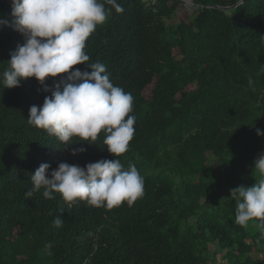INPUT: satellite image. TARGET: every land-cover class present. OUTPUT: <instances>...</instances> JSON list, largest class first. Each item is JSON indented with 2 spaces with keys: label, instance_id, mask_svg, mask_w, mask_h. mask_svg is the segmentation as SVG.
Wrapping results in <instances>:
<instances>
[{
  "label": "trees",
  "instance_id": "obj_1",
  "mask_svg": "<svg viewBox=\"0 0 264 264\" xmlns=\"http://www.w3.org/2000/svg\"><path fill=\"white\" fill-rule=\"evenodd\" d=\"M239 1L195 0L192 16L168 25L179 1L118 0L123 11L112 8L86 42L89 63L105 64L110 82L134 98V137L118 157L144 180L131 207L69 206L43 190L27 197L42 163L51 178L61 162L116 157L103 133L65 149L29 125L30 108L51 96L35 77L15 88L0 80V264H264V230L234 223L230 191L255 185L264 153L256 132L264 131V0ZM0 21L8 22L0 23L3 73L24 43L11 26L12 0H0ZM66 75L48 77L47 87Z\"/></svg>",
  "mask_w": 264,
  "mask_h": 264
},
{
  "label": "clouds",
  "instance_id": "obj_2",
  "mask_svg": "<svg viewBox=\"0 0 264 264\" xmlns=\"http://www.w3.org/2000/svg\"><path fill=\"white\" fill-rule=\"evenodd\" d=\"M112 8L123 11L118 0H12L11 26L24 36V43L0 73L3 86L15 88L21 80L35 77L51 96L45 97L42 107L30 108L29 125L54 136L65 149L82 141L96 143L103 133V145L116 157L85 167L61 162L51 171V178L50 165L42 163L30 175L32 188L27 197L43 190L45 199H54L53 193H59L69 206L86 202L111 210L124 203L131 207L143 195L144 180L135 164L125 169L118 158L128 151L134 137L136 118L130 115L134 98L110 82L105 64L89 63L85 52L89 37L106 21ZM78 64H86L91 73L78 68L73 71ZM61 74L67 75L55 90L48 88L47 78ZM256 132L264 137V131L257 128ZM84 151L74 149L72 154ZM253 174L255 185L230 190L236 202L234 223L246 228L250 221H259L258 227L264 230V153L254 161ZM53 223L61 227L63 221L58 217Z\"/></svg>",
  "mask_w": 264,
  "mask_h": 264
},
{
  "label": "rangeland",
  "instance_id": "obj_3",
  "mask_svg": "<svg viewBox=\"0 0 264 264\" xmlns=\"http://www.w3.org/2000/svg\"><path fill=\"white\" fill-rule=\"evenodd\" d=\"M186 4V5H185ZM185 4H182L177 7V13L175 16H173L171 19L167 21L168 25H175L179 22L180 16H186L190 17L192 16L197 9V5H195V0L191 1H185ZM179 177H177V180Z\"/></svg>",
  "mask_w": 264,
  "mask_h": 264
},
{
  "label": "water",
  "instance_id": "obj_4",
  "mask_svg": "<svg viewBox=\"0 0 264 264\" xmlns=\"http://www.w3.org/2000/svg\"><path fill=\"white\" fill-rule=\"evenodd\" d=\"M177 1H179L180 3H182V4H185V1H183V0H177ZM244 0H240L239 1V4L241 3V2H243ZM186 5V4H185Z\"/></svg>",
  "mask_w": 264,
  "mask_h": 264
}]
</instances>
